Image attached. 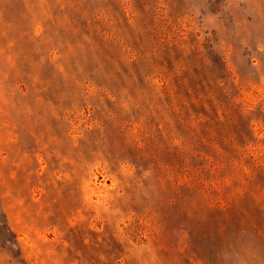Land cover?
Returning a JSON list of instances; mask_svg holds the SVG:
<instances>
[{
    "label": "rangeland",
    "instance_id": "rangeland-1",
    "mask_svg": "<svg viewBox=\"0 0 264 264\" xmlns=\"http://www.w3.org/2000/svg\"><path fill=\"white\" fill-rule=\"evenodd\" d=\"M0 264H264V0H0Z\"/></svg>",
    "mask_w": 264,
    "mask_h": 264
}]
</instances>
